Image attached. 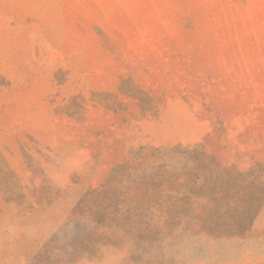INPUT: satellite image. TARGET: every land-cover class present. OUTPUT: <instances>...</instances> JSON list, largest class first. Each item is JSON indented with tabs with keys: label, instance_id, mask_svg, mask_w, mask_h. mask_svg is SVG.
I'll use <instances>...</instances> for the list:
<instances>
[{
	"label": "rangeland",
	"instance_id": "1",
	"mask_svg": "<svg viewBox=\"0 0 264 264\" xmlns=\"http://www.w3.org/2000/svg\"><path fill=\"white\" fill-rule=\"evenodd\" d=\"M0 264H264V0H0Z\"/></svg>",
	"mask_w": 264,
	"mask_h": 264
}]
</instances>
